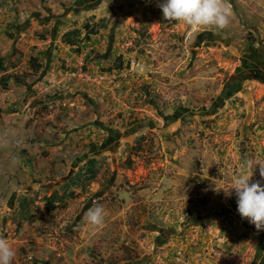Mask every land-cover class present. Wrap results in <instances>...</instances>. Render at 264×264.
<instances>
[{"label":"rangeland","instance_id":"1","mask_svg":"<svg viewBox=\"0 0 264 264\" xmlns=\"http://www.w3.org/2000/svg\"><path fill=\"white\" fill-rule=\"evenodd\" d=\"M160 2L0 0V238L13 264H264V230L226 194L247 161L264 183V0H228L224 29L164 21ZM88 22L105 27L79 51L61 43ZM89 159L94 180L65 188Z\"/></svg>","mask_w":264,"mask_h":264},{"label":"clouds","instance_id":"2","mask_svg":"<svg viewBox=\"0 0 264 264\" xmlns=\"http://www.w3.org/2000/svg\"><path fill=\"white\" fill-rule=\"evenodd\" d=\"M158 7L164 21L182 22L192 29L214 26L224 29L230 22L228 0H161ZM253 164L247 161L234 174L231 187L226 194L234 192L236 211L241 219H246L257 231L264 230V183L250 182ZM259 175L264 179V168ZM231 190V191H230ZM88 223L101 227L104 223V210L95 205L87 212ZM16 252L5 238H0V264H13Z\"/></svg>","mask_w":264,"mask_h":264},{"label":"trees","instance_id":"3","mask_svg":"<svg viewBox=\"0 0 264 264\" xmlns=\"http://www.w3.org/2000/svg\"><path fill=\"white\" fill-rule=\"evenodd\" d=\"M105 25L97 23H85L81 29H72L64 32L61 37V43L68 45L70 47H75L77 51H79V45L90 41L92 36H95L99 33L101 29H103ZM40 40H45L44 37H38ZM37 60L33 57L29 59L30 66L32 70H37L39 68V64L36 62ZM5 71V59L0 55V74ZM11 77H4V75L0 76V90H5L8 85V81ZM14 80L17 82H21L20 78L14 77ZM97 160L89 159L84 165V169L80 170V172L73 175L65 184V188H73V187H81L83 183H90L94 180L97 173ZM67 194V195H65ZM73 197V192L66 193V190L62 195H59L57 192H53L48 197H45L44 203L45 207L48 211L55 210L57 208L64 207V203L66 199H70ZM26 201L22 202L21 208H23V204Z\"/></svg>","mask_w":264,"mask_h":264},{"label":"crops","instance_id":"4","mask_svg":"<svg viewBox=\"0 0 264 264\" xmlns=\"http://www.w3.org/2000/svg\"><path fill=\"white\" fill-rule=\"evenodd\" d=\"M59 37H61V35L59 36ZM64 45V44H63ZM168 185H169V183H168ZM174 189H175V187H174ZM172 190H173V188H172ZM171 192V191H170ZM165 193H169L168 191L167 192H165Z\"/></svg>","mask_w":264,"mask_h":264}]
</instances>
